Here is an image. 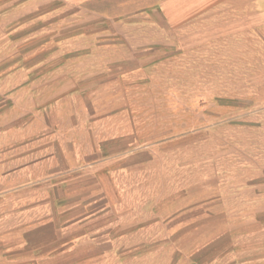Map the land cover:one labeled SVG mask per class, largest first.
Here are the masks:
<instances>
[{
	"label": "rangeland",
	"instance_id": "obj_1",
	"mask_svg": "<svg viewBox=\"0 0 264 264\" xmlns=\"http://www.w3.org/2000/svg\"><path fill=\"white\" fill-rule=\"evenodd\" d=\"M156 2L4 0L0 143L8 152L18 142L23 147L37 140L42 147L47 140L54 155L69 154L82 119L122 112L127 103L134 149L141 153L122 177L121 193L109 192L142 200L145 205L137 208L149 221L121 239L122 246L163 244L166 262L248 259L264 235L253 233L256 223L239 220L252 214V206H242L247 196L241 188L263 152L264 125H241L242 113L248 117L254 111L247 108L250 101L238 98L235 76L225 78L229 110L221 116L219 107L211 108L212 102L219 106V74L227 63L222 67L220 54L206 55L205 47L192 55V45H185L192 42L188 30L169 25ZM182 24L188 27L192 20ZM78 186L70 184L73 190ZM92 190V197L101 195ZM162 225L164 238L155 234ZM147 229L148 236H142L139 231ZM8 231L11 244L13 229ZM94 245L108 247L109 239H86L88 252L70 260H98Z\"/></svg>",
	"mask_w": 264,
	"mask_h": 264
},
{
	"label": "crops",
	"instance_id": "obj_2",
	"mask_svg": "<svg viewBox=\"0 0 264 264\" xmlns=\"http://www.w3.org/2000/svg\"><path fill=\"white\" fill-rule=\"evenodd\" d=\"M3 3L0 0L2 8ZM153 6L175 30H188L192 42L185 45H192V55L205 47L206 55L220 54L222 67L227 63L219 74L222 97L215 101L219 106L212 102L211 108L219 107L221 116L229 110V82L225 78L235 76L238 98L250 101L247 108L254 111L248 117L242 113L238 118L243 120L241 125H264V0H157ZM191 20V25L183 26ZM128 109L125 103L122 112L82 119L76 137L70 138L75 147L69 154L62 151L61 156L54 155L47 140L42 147L37 140L23 147L18 142L8 152L4 141L0 143V264H80L78 257L70 260V256L88 252L86 239H109L110 245H94L93 252L100 256L85 264H197L180 258L166 262L163 244L122 246L123 238L149 221L148 214L137 208L145 205L142 200L114 197L109 192L121 193L122 177L132 167V159L141 153L134 149L137 137ZM246 118L253 121L245 123ZM206 120L211 125L218 122L213 117ZM26 149L28 152H24ZM259 156L241 188L247 196L242 206H252V214L246 213L247 217L239 220L256 223L253 233L264 235V149ZM93 177L95 185L90 183ZM73 182L79 183L77 190L70 188ZM93 188L101 195L92 197ZM57 190L62 191L60 196ZM159 220L164 221L162 216ZM10 221L12 226L8 225ZM147 231L139 232L147 237ZM155 234L166 236L163 225ZM205 264H264V241L253 246L248 259L230 263L229 257H216Z\"/></svg>",
	"mask_w": 264,
	"mask_h": 264
}]
</instances>
